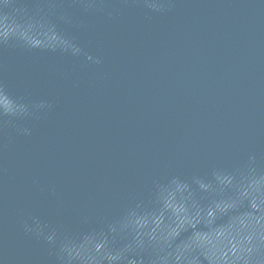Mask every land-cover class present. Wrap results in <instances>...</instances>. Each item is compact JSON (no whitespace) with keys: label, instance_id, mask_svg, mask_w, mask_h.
I'll list each match as a JSON object with an SVG mask.
<instances>
[{"label":"water","instance_id":"1","mask_svg":"<svg viewBox=\"0 0 264 264\" xmlns=\"http://www.w3.org/2000/svg\"><path fill=\"white\" fill-rule=\"evenodd\" d=\"M0 264H264V0H0Z\"/></svg>","mask_w":264,"mask_h":264}]
</instances>
